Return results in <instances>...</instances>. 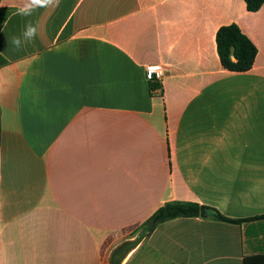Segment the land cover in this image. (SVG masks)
I'll use <instances>...</instances> for the list:
<instances>
[{"label": "crops", "instance_id": "0c3cea01", "mask_svg": "<svg viewBox=\"0 0 264 264\" xmlns=\"http://www.w3.org/2000/svg\"><path fill=\"white\" fill-rule=\"evenodd\" d=\"M24 2L0 0V264H264V218L145 227L171 201L264 213V2ZM231 23L257 49L244 72L217 54Z\"/></svg>", "mask_w": 264, "mask_h": 264}, {"label": "trees", "instance_id": "16d2710c", "mask_svg": "<svg viewBox=\"0 0 264 264\" xmlns=\"http://www.w3.org/2000/svg\"><path fill=\"white\" fill-rule=\"evenodd\" d=\"M248 11H256L263 4L264 0H244ZM217 54L221 65L233 72H244L251 68L257 54V49L253 42L235 24L231 23L218 28L215 34ZM200 205L196 202L171 201L159 206L147 219L145 223L146 231H151L159 223L186 216H199ZM208 207V206H206ZM213 212L215 219L239 223L243 221L264 218V213L253 215L241 219H231L224 216L212 207H208Z\"/></svg>", "mask_w": 264, "mask_h": 264}, {"label": "clouds", "instance_id": "9594fccd", "mask_svg": "<svg viewBox=\"0 0 264 264\" xmlns=\"http://www.w3.org/2000/svg\"><path fill=\"white\" fill-rule=\"evenodd\" d=\"M60 0H25L22 7L17 11L18 15L30 16L32 13L39 8H51L58 7ZM38 29L32 24H28L22 33L23 40L21 37H13L12 43L15 47L20 48L22 43L31 42L35 39Z\"/></svg>", "mask_w": 264, "mask_h": 264}, {"label": "built area", "instance_id": "2783aa9c", "mask_svg": "<svg viewBox=\"0 0 264 264\" xmlns=\"http://www.w3.org/2000/svg\"><path fill=\"white\" fill-rule=\"evenodd\" d=\"M165 69L160 63H150L145 66L144 77L149 82H161L164 77ZM156 92L158 89H152Z\"/></svg>", "mask_w": 264, "mask_h": 264}, {"label": "water", "instance_id": "95a60500", "mask_svg": "<svg viewBox=\"0 0 264 264\" xmlns=\"http://www.w3.org/2000/svg\"><path fill=\"white\" fill-rule=\"evenodd\" d=\"M213 215H214L213 212H211L208 207L206 206L200 207V216L211 217ZM134 245H135V242L131 243L130 246L127 248V250H130L131 248H133Z\"/></svg>", "mask_w": 264, "mask_h": 264}]
</instances>
